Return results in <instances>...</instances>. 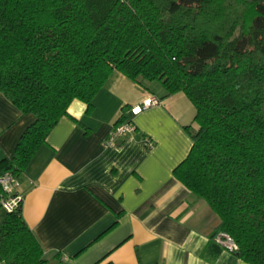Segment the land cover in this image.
<instances>
[{
  "label": "trees",
  "instance_id": "trees-1",
  "mask_svg": "<svg viewBox=\"0 0 264 264\" xmlns=\"http://www.w3.org/2000/svg\"><path fill=\"white\" fill-rule=\"evenodd\" d=\"M113 71L195 108L173 175L219 219L201 256L214 261L223 231L235 256L264 264V0H0V92L34 117L0 174L19 179L71 101L89 112ZM44 262L20 200L0 226V264Z\"/></svg>",
  "mask_w": 264,
  "mask_h": 264
},
{
  "label": "crops",
  "instance_id": "crops-1",
  "mask_svg": "<svg viewBox=\"0 0 264 264\" xmlns=\"http://www.w3.org/2000/svg\"><path fill=\"white\" fill-rule=\"evenodd\" d=\"M152 84L113 71L92 109L71 101L30 159L16 193L43 264H251L224 249L212 262L201 256L219 219L173 175L192 144L184 127L197 128L195 108ZM148 95L159 103L131 113ZM121 118L135 131L106 144ZM33 121L0 92V158Z\"/></svg>",
  "mask_w": 264,
  "mask_h": 264
},
{
  "label": "built area",
  "instance_id": "built-area-1",
  "mask_svg": "<svg viewBox=\"0 0 264 264\" xmlns=\"http://www.w3.org/2000/svg\"><path fill=\"white\" fill-rule=\"evenodd\" d=\"M159 100L154 95H148L143 99L140 105L134 106L130 108V112L133 114L140 113L141 111L157 105ZM135 131V125L130 120H124L115 124L112 129L109 131L105 143H116L127 134L133 133ZM19 185V179L14 177L11 173L5 172L0 174V187L2 189V195L0 197V205L2 208L10 212L15 207H17L18 202L21 200V197L16 193V189ZM215 242L220 245L224 250L229 252H233L237 250V245L233 241V239L223 231L218 232L215 235Z\"/></svg>",
  "mask_w": 264,
  "mask_h": 264
},
{
  "label": "rangeland",
  "instance_id": "rangeland-1",
  "mask_svg": "<svg viewBox=\"0 0 264 264\" xmlns=\"http://www.w3.org/2000/svg\"><path fill=\"white\" fill-rule=\"evenodd\" d=\"M146 83H149V82H144L143 84L145 85ZM152 83H154L152 85H155V84L158 83V81H153ZM5 213H6V211L1 206L0 207V226H1L2 220H3L4 216H5Z\"/></svg>",
  "mask_w": 264,
  "mask_h": 264
}]
</instances>
